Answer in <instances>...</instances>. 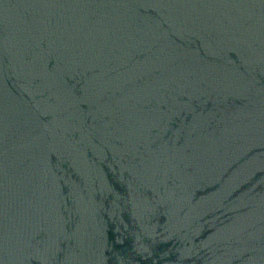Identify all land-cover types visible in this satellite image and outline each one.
I'll list each match as a JSON object with an SVG mask.
<instances>
[{
    "label": "water",
    "instance_id": "1",
    "mask_svg": "<svg viewBox=\"0 0 264 264\" xmlns=\"http://www.w3.org/2000/svg\"><path fill=\"white\" fill-rule=\"evenodd\" d=\"M0 264H264V0H0Z\"/></svg>",
    "mask_w": 264,
    "mask_h": 264
}]
</instances>
